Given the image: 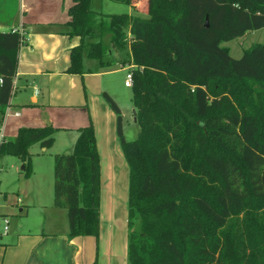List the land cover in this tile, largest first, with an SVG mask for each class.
Returning a JSON list of instances; mask_svg holds the SVG:
<instances>
[{
  "label": "trees",
  "instance_id": "obj_1",
  "mask_svg": "<svg viewBox=\"0 0 264 264\" xmlns=\"http://www.w3.org/2000/svg\"><path fill=\"white\" fill-rule=\"evenodd\" d=\"M91 1L73 0L62 24L61 32L79 37L66 72H87V59L136 65L134 139L124 136L118 104L102 93L129 166V264H264V42L244 52L243 64L221 48L220 65L213 51L264 29V0H145L147 16L97 12ZM22 43L23 33L0 31V123ZM112 53L117 61L105 59ZM58 129L19 127L0 142V155L19 158L28 177L29 148H50ZM77 132L70 152L53 155V205L66 209L69 237L97 236L94 127Z\"/></svg>",
  "mask_w": 264,
  "mask_h": 264
},
{
  "label": "crops",
  "instance_id": "obj_2",
  "mask_svg": "<svg viewBox=\"0 0 264 264\" xmlns=\"http://www.w3.org/2000/svg\"><path fill=\"white\" fill-rule=\"evenodd\" d=\"M72 3L73 0H0V31L18 29L24 35L0 129L8 139L22 126L51 124L59 128L50 148L38 143L29 148L28 177L23 176L19 158L0 155V194L3 195L1 188L4 194L12 189L22 195L17 197L22 204L19 211L28 214L33 207L43 217L30 226L18 222L6 234H0V264H129V166L116 133V114L102 93L107 92L118 104L123 122L130 115L134 121L131 87L124 85L127 70L118 64L100 67L97 61L87 59V72H66L70 49L79 43L78 36L61 32L62 24L70 19L68 8ZM112 74H122L118 84L123 92L130 90L128 111L117 102L118 95L123 94L109 78ZM89 122L94 127L99 156V231L97 236L69 237L68 220L55 229V217L48 216V211L66 212L65 208L56 210L52 202L53 155L70 152L77 129ZM61 134H66L65 139L58 143ZM3 169L12 177L9 186L3 184ZM3 207L6 205L1 203L0 217L7 215Z\"/></svg>",
  "mask_w": 264,
  "mask_h": 264
},
{
  "label": "rangeland",
  "instance_id": "obj_3",
  "mask_svg": "<svg viewBox=\"0 0 264 264\" xmlns=\"http://www.w3.org/2000/svg\"><path fill=\"white\" fill-rule=\"evenodd\" d=\"M130 6L131 8L129 7V4L121 2V1H117V0H92L91 1V8L97 12H102V13L131 12L130 14L132 15H139V16L148 15L146 11L145 0H131ZM127 37L130 43L129 33L127 34ZM262 42H264V29L247 31L241 37H237V38L222 42L218 49L213 50L216 53V56L214 54L213 56L217 58V63L221 65L222 61L219 57L222 55L221 48H226L228 51V56L231 58L232 63L243 64L247 58L244 52L248 50L253 44L262 43ZM105 59L111 60V62L117 61V54L112 53L108 58L106 57ZM114 64H118L119 66L125 67L126 70L136 68V65L133 63L125 64L124 66L117 62L113 63V65ZM122 74H112L111 76H109V78L111 79L113 83L116 82L115 83L116 89L120 90L123 94L122 95L123 97H120L118 95V97L116 98L118 100L117 102L123 109L128 111L130 107V100L128 99L130 90L125 89L124 90L125 92H123V88L119 86L118 84L120 78L122 77ZM131 119L132 118L130 115V119L128 117V119L126 118V120L123 122V132L127 140L134 139L139 130L138 125ZM61 135H62L61 138L58 137V143L59 142L61 143L65 139L66 134H61ZM2 172L5 173L3 175V184L5 186H9L10 182L12 181L10 172H8V170L5 171L4 169L2 170ZM1 192H3V195L0 194V204L2 203L3 205H6V207L2 208V211H4L7 214L6 217L9 222L10 230L12 229V227L16 226L18 222H23V226L25 227V226L34 225L38 221V219H40L41 214L39 210H35V208L33 207L29 210L28 214H26L25 210L22 212L19 211V209L22 207V204L17 202V197L21 196L22 198V195L15 193V191H12V189L9 191H6L7 192L6 196H4L5 191H2V188H1ZM52 202H53V199H52ZM55 208L56 210L59 209L58 207H55ZM62 213L59 214V213L48 211V216L50 215L51 218L55 217L56 223L55 225L52 226L55 229L62 227L64 222L67 223V216H66V212L64 209L62 210ZM46 216L47 214L45 215V217ZM42 218L43 217H41V219ZM0 222H1V218H0ZM0 233H1V228H0Z\"/></svg>",
  "mask_w": 264,
  "mask_h": 264
},
{
  "label": "built area",
  "instance_id": "obj_4",
  "mask_svg": "<svg viewBox=\"0 0 264 264\" xmlns=\"http://www.w3.org/2000/svg\"><path fill=\"white\" fill-rule=\"evenodd\" d=\"M13 31L17 30L19 32H21L20 30L18 29H12ZM22 33V32H21ZM132 71L131 69L130 70H127L126 71V74H125V81H124V85L125 86H128V87H131L132 85ZM16 115H18V113H15ZM5 139L4 135H3V132L2 130L0 129V142ZM1 222H0V228H1V233L0 234H6L9 230V222H8V219L6 216H1Z\"/></svg>",
  "mask_w": 264,
  "mask_h": 264
},
{
  "label": "water",
  "instance_id": "obj_5",
  "mask_svg": "<svg viewBox=\"0 0 264 264\" xmlns=\"http://www.w3.org/2000/svg\"><path fill=\"white\" fill-rule=\"evenodd\" d=\"M205 26H208V20H207V18H206V20H205ZM134 112V111H133Z\"/></svg>",
  "mask_w": 264,
  "mask_h": 264
}]
</instances>
